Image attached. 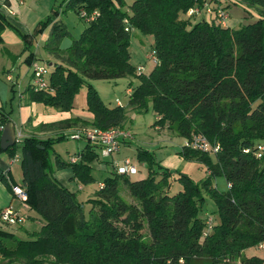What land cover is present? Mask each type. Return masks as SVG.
<instances>
[{"label":"trees","instance_id":"trees-1","mask_svg":"<svg viewBox=\"0 0 264 264\" xmlns=\"http://www.w3.org/2000/svg\"><path fill=\"white\" fill-rule=\"evenodd\" d=\"M204 2L214 11L223 5L227 13L232 4H240L257 19L229 28L204 13L187 16ZM69 11L85 24L75 37L59 18ZM83 12L87 18L96 16L86 22ZM38 25L41 35L49 29L42 51L53 60L46 65L53 66L48 88L34 91L29 85L25 103L70 112L74 95L84 87L86 112L93 118L40 124L38 132L52 134L42 138L34 133L5 151L11 157L20 152L22 180L13 185L25 190V204L40 228L25 239L0 228V264H264L244 252L264 244V152L257 158V147L264 148V0H61ZM7 29L29 50L26 63L31 67L37 61L31 39L0 13V45ZM132 29L153 38L157 63L147 74L130 61ZM66 39L70 45L63 47ZM127 77L137 80L135 86L128 84L127 107L137 114L149 109L156 114L154 127L183 139L176 154L203 165L206 177L194 183L138 147L135 156L147 176L131 180L132 174H120L114 166L83 202L52 172L69 168L80 185L90 186L95 183L90 164L100 159L101 147L85 141L71 156L75 162L53 153L52 163V145L68 139L65 133L74 129L123 130L126 108L117 102L108 107L90 82ZM10 113L0 110V138ZM196 134L217 144L218 153L185 146ZM217 177L226 180L225 193L214 185ZM172 180L181 185L174 194ZM121 185L135 203L121 196ZM206 198L217 208L218 223L207 212L201 216Z\"/></svg>","mask_w":264,"mask_h":264},{"label":"rangeland","instance_id":"rangeland-1","mask_svg":"<svg viewBox=\"0 0 264 264\" xmlns=\"http://www.w3.org/2000/svg\"><path fill=\"white\" fill-rule=\"evenodd\" d=\"M60 1L61 0H12V2H16L19 5L21 11L23 12L21 16H18L17 18L20 26L19 31L22 34L27 35L28 38L31 39L32 47L30 46V49L37 55L36 62L42 65L46 64L48 60H51L52 62L53 60L42 51V43L44 39L42 38L43 34L41 35L38 32V24L39 22L43 21V19H45L47 15L50 14L49 10L51 6H53V4L55 6L58 5ZM228 14L231 18L229 25H232L234 28L245 26V24L252 23L257 19L254 11L242 7L240 4H232V6L228 9ZM63 19L65 20V18ZM63 19L61 20L63 21ZM64 23L67 24V26L69 24L67 22ZM82 24L85 25L84 23ZM69 31L71 32V35H73L74 37L76 36V33L74 34L71 31V28L69 29ZM13 34L14 36H17L15 35V33ZM130 35V61L135 68L142 66L143 73L147 74L153 68V63H151L147 59L148 55L151 53L153 38L152 36L143 35L139 31H136L134 29L130 31ZM66 40L69 41V43L71 42V39ZM29 53V50L25 49L22 42L5 44L3 41V44L0 45V84L4 85V88H6L7 90V94H9V98L6 102L7 109L9 110V112H11L10 114L13 115L12 119L17 122L19 121V107H17L18 100L20 98V94L24 92L30 80L29 75L31 72V67L26 63V59ZM4 69L9 70L8 74L11 76L12 82L5 80V76L7 73ZM90 83L92 87L98 92L102 102L105 103L108 107L113 108L116 105L115 102L118 100L119 102H121L122 107L126 108V112L129 116L128 124L133 130L126 128L127 125L124 129L129 131L132 135L131 140L135 138L133 141V146L140 147L141 149L144 148L150 151L158 161L164 160L165 158H167L166 156H171L173 160L172 168H170V170H177L181 174H186L191 180H193L194 183H198L206 177V168L203 165L194 161H185L182 160L179 156H176L175 153L178 151L184 141L176 137V135L172 131L164 130L160 132L156 130L154 128L156 114H154L150 109L148 112L141 114H137L130 108L128 110V95H126V90L128 84H132L133 86L137 84L136 79L127 77L126 79H118L112 81L99 80L92 81ZM12 85L14 88L13 90H10V87ZM85 94L86 90L84 87H82V89H79L78 92L74 95L72 101L73 108L70 111L71 113L74 109L79 110L80 107L84 105L83 102ZM2 96H4V94H2ZM5 100L6 96L4 101ZM37 106L38 107L34 108L33 112L38 122L57 121L60 120V118L65 117V114H70V112H58L54 108L48 106ZM159 132L167 137V141L165 140V138L160 137L162 138V144L156 143V145L155 143H153V141L155 139H160L157 138ZM85 145V141L83 140L74 141L71 139H63L60 142L52 145L53 151L50 154L51 162L54 163V157L52 156L53 153L55 155H58L60 159L67 160L69 155H73L79 149L82 150ZM18 146H20V144H18ZM125 155L126 157L131 159L132 165L136 167V169L141 170V174L133 175L131 176V179L136 180L138 178H145L147 176L148 170L146 169V167L138 163L135 154L129 152ZM166 160L168 161V158ZM92 171L95 178V183L79 192L77 197L80 200H86V196L89 195L91 191L98 188L99 185L97 183L104 177L109 175V173L105 172L98 173L94 170ZM214 185H216L218 192L221 193H225V191H227L228 189L226 180L221 177L215 178ZM180 190L181 185L178 183V181L172 180L170 194H174ZM120 194L128 202L135 203V200L128 196L126 188L122 185L120 186ZM203 207L204 208L201 216H203V214L207 212L208 214H210L215 223H218L219 219L217 216V208L214 202L209 198H206ZM147 233V228H144L142 231L143 236H147ZM244 252L247 257L256 256L258 258L264 259V250L260 249L258 246L248 248Z\"/></svg>","mask_w":264,"mask_h":264},{"label":"crops","instance_id":"crops-1","mask_svg":"<svg viewBox=\"0 0 264 264\" xmlns=\"http://www.w3.org/2000/svg\"><path fill=\"white\" fill-rule=\"evenodd\" d=\"M10 12H13L14 14L11 15ZM0 13H3L6 16V18L8 19V21L10 22V24L12 26L19 29L20 26H19V22H18L17 18H18V16H21V14L23 12L21 11L19 5L16 2L14 3V2H12V0H0ZM59 18H61V19L65 18V20L63 19V22H67L70 24V25L68 24L69 29L71 28V31L74 34L76 33L75 34L76 36L78 34H80L85 27V25H83L82 22L81 23L79 22L77 15L72 11H69L66 14H60ZM230 19L228 21L227 26H229V28H231V27L234 28L232 25L231 26L229 25ZM13 33L14 32H12L10 29H7L3 32L2 40L4 41L5 44L17 43V42L20 43L21 42V40L18 38V36H14ZM48 33H49V29L45 30V32L43 33L42 38L44 39V41L47 39ZM69 45H70V43L67 40H65L62 44L63 47H68ZM32 65H33V63H32ZM32 65H31V72L29 75L30 80L28 82L27 87L32 84V76H31L32 75L31 74L32 73ZM4 70H6V69H4ZM6 73L7 74L5 76V80L12 82L11 81L12 78L8 74L9 73L8 69L6 70ZM13 88L14 87L12 85L10 87V90H13ZM2 94H4V96H2ZM0 96H1L0 97V110L3 109L5 111V113L6 112L8 113L9 110L7 109L6 102H7V99L9 98V94H7V90H6V88H4V85H1V84H0ZM5 96H6V100L4 101ZM85 96H86V94H85ZM25 98H26V95L24 93H21L20 98L18 100V104H17V107H19V119H18L19 121L17 122L15 120H13L12 114L8 115L10 122L13 124V126L15 128V131H16L15 133L18 132V133L22 134L21 140H19L18 142L16 141L17 144H21V141L24 137L33 135L34 133L37 134L38 136L42 137V138H47L49 135L52 134L51 132H47V133L38 132L35 129V127L39 126L40 124L56 123V122H60V120H65V119H70V118H73V119L74 118H80V119L85 120V121L92 120V118H93L90 113L86 112V104H85V97H84V102H83L84 105L82 107H80L79 110L74 109L72 113L70 112V114H65L66 115L65 117L60 118V120H57V121L38 122L36 117L34 116L33 110H34V108L38 107L37 105H40V104L33 103V104L28 105L25 103ZM128 110H129V108H128ZM127 115H128V113H127ZM157 119H158V117L156 116V120ZM29 121H31V122H29ZM128 121H129V116H128ZM126 125H127L126 128L132 129L129 126L128 122L126 123ZM154 128L160 132L167 130L166 128H159L158 126H155ZM2 129H3V127H2ZM160 132L158 133L157 138L162 137V138H165V140L167 141V137L165 135H162V133H160ZM134 134H135V131H134ZM134 137H135V135H134ZM162 138H160L159 140L155 139L154 141L153 140L152 141L155 144L156 143L162 144ZM134 139L129 141V142H124V144L122 145L120 150L115 155L105 157V156L101 155V151H100V154H99L100 159L97 161H94L90 164V166L92 167V170H94L98 173L105 172V173L110 174L111 172H113L114 166L116 165V163H120L121 161L128 159V157H126L125 154H127L129 152H132L134 154L136 153V149L138 147L133 146ZM79 151H81V149H79L73 155H75ZM19 155H20V152H18L15 157H11L5 151L0 152V210L11 207L13 210H15V211H17L23 215L25 214L26 221L24 222L23 225L11 226V227H8V226H6L0 222V228L5 229L9 232H12L13 234H15L20 239H25V238H28L31 233L38 231V229L40 228L39 227L40 222H39V220L35 219L32 212L28 211V209H26L23 206L21 201H19L18 199H16L12 195L11 188H8L1 178L2 176L5 177L6 181L11 182L12 184H19L21 182L22 174H21V169H20ZM73 155H69L68 159L66 161L68 162L71 159V156H73ZM176 156H178V155L176 154ZM166 157L168 158V161L166 160L167 158H165L164 160H159V161H160L161 166L170 169V168H172L173 158H171V156H166ZM142 166L145 167V165H142ZM52 173H53V177L57 180V182L61 186H65L71 193H75L78 195L79 192L83 191L84 188L90 187V186L85 187V186L80 185L73 178V173L71 172V170L69 168H65L62 170H54ZM138 174H141V170L137 169V172L135 174H132V176L138 175ZM130 179H131V177H130ZM141 179H144V178H138L136 180H141ZM17 180H18V182H17ZM101 181L102 180H100L97 184L99 185L101 183ZM96 190L97 189L91 191V193L86 196L87 197L86 200H81V201L86 202L87 200L91 199L92 194ZM13 264H17V263H13Z\"/></svg>","mask_w":264,"mask_h":264},{"label":"built area","instance_id":"built-area-1","mask_svg":"<svg viewBox=\"0 0 264 264\" xmlns=\"http://www.w3.org/2000/svg\"><path fill=\"white\" fill-rule=\"evenodd\" d=\"M230 2L232 0H215V2L222 4L226 2ZM223 6V5H222ZM222 6L218 7L216 11L213 10V7L208 2L203 3V7L201 9L199 8H192L187 13V16L191 17V15L198 16L202 13H204L206 16L215 17L217 20V23H219L222 26H227L228 21L230 19L228 13L225 9L222 8ZM11 15H13V12H10ZM96 15L94 14L91 18L85 17V13L81 14V17L85 19L86 22H89L94 19ZM147 59L153 63L156 64L157 60L155 58V53L152 50L151 53L148 55ZM138 71H143V67H139ZM50 73V68L48 65L40 64L38 62L33 63L32 65V84L31 88L34 91H43L48 88V75ZM130 90L127 91L129 93ZM117 105H121V102L118 100L116 101ZM2 129V128H1ZM16 134V141L18 142L21 140L22 134L15 133ZM66 137L71 140L76 141H89L94 144H98L101 147V155L108 157L111 155L116 154L120 148L123 145V142L129 141L132 138V135L129 131L123 129H113L110 131H103V130H96L92 128L88 129H74V131H68L65 133ZM185 146L190 147L193 150L200 151L202 153H208V154H217L219 151V146L217 144L213 145L211 144L203 135L196 134L192 135L190 138V141H185ZM259 152L257 153V158H261V155L264 152V148L262 146L257 147ZM77 158L73 157L71 159V162H75ZM115 170H117L120 174H134L136 173L135 167L132 165L130 160H125L124 162L116 163ZM11 190L12 195L22 202L23 206L27 209L28 207L25 204L26 199V193L25 190L17 185L11 184ZM26 221L25 214H21L15 210H13L11 207L1 209L0 210V222L4 225L11 227V226H19L23 225ZM213 222L211 219H208L207 221V229L210 231L212 229ZM260 249L264 250V244L259 246Z\"/></svg>","mask_w":264,"mask_h":264},{"label":"water","instance_id":"water-1","mask_svg":"<svg viewBox=\"0 0 264 264\" xmlns=\"http://www.w3.org/2000/svg\"><path fill=\"white\" fill-rule=\"evenodd\" d=\"M52 67V63L49 64ZM15 128L11 122H8L1 131L0 148L3 151L8 150L9 147L13 146L16 142Z\"/></svg>","mask_w":264,"mask_h":264}]
</instances>
